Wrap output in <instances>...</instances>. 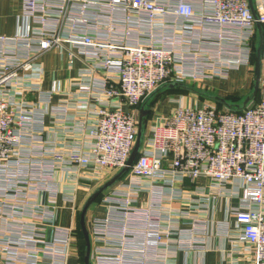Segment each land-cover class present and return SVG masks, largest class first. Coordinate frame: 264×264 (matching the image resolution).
<instances>
[{
  "label": "built area",
  "instance_id": "2783aa9c",
  "mask_svg": "<svg viewBox=\"0 0 264 264\" xmlns=\"http://www.w3.org/2000/svg\"><path fill=\"white\" fill-rule=\"evenodd\" d=\"M253 4L257 19L249 0H23L22 31L0 35V264L69 263L75 229L58 223L59 173L103 182L127 166L140 107L158 89L226 83L250 69L257 21L264 30V0ZM52 51L65 53L71 66L82 63L76 87L85 98L78 103L94 104L89 146L77 143L68 153L46 138L45 106L62 84L43 91L24 83ZM112 100L115 110L107 107ZM168 101L175 107L156 114L125 180L101 200L106 215L91 220L92 264H171L174 235L176 251L204 247L210 230L204 205L194 207L202 213L196 216L166 210L186 179L208 180L216 198L241 183L231 210L235 228H222L250 253V264H264V44L258 102L219 110L183 96ZM187 218L192 222L180 224Z\"/></svg>",
  "mask_w": 264,
  "mask_h": 264
},
{
  "label": "crops",
  "instance_id": "0c3cea01",
  "mask_svg": "<svg viewBox=\"0 0 264 264\" xmlns=\"http://www.w3.org/2000/svg\"><path fill=\"white\" fill-rule=\"evenodd\" d=\"M22 6L23 0H0V35L14 36L22 31ZM82 67L83 65L79 61H76V63L71 66L65 53L52 51L42 56L36 62V72L32 75H27L24 82L26 87L38 85L43 91H51L54 82H60L62 84V92L54 94L51 99V104L45 106L48 112L45 123L46 138L55 141L58 145V149L63 153H68L72 145L77 143L84 147H88L90 143L89 131L93 128L95 123L94 118L90 117L89 113V111L94 108V104L81 106L78 103L79 100L85 98L77 92L78 90L76 87V82H78L79 79V71ZM41 71L42 76H36ZM249 81V69H241L239 72L232 73L230 80L226 82L227 84L214 82L213 87L216 90L214 94H227L228 96L234 92L241 93L245 87L250 88ZM183 97H185L186 102H193L188 95ZM27 99L36 101V93H28ZM244 101L239 103V101L235 99L234 101L232 100V102H226L228 104H234V102L238 104L242 103L241 105H243ZM117 103L118 101L112 100L107 107L111 110H115ZM166 104L168 108H162L161 110L160 106H158L152 114L147 108L149 110L148 117L151 114V118L145 123L146 129L144 130L142 148L156 114L169 113L172 108L175 107V105L170 104L168 100ZM195 104H198V102H193V105ZM51 107H66L67 111L65 113H53L50 111ZM199 107H203V105L199 103ZM124 110L130 112L128 107H125ZM140 110L138 112V118ZM77 124L83 125V132L74 131V127ZM117 174L118 173H115L109 176L103 182L95 183L78 181L79 176H77L75 172L68 175L59 173L58 180L62 189V195L59 197V204L64 210L59 216L58 223L62 227H73L75 229L77 216L73 217L72 210L75 209L76 211L79 207H84L90 197L116 177ZM117 185L118 183L103 192L100 195V197L102 196L101 200ZM175 192L179 194L177 195L178 199L166 205V210L175 209L176 211H191L193 216H196L198 213H201V209L197 211V208L194 207L204 205L205 210L202 213L210 221V230L209 235L206 237L204 247L198 248L195 251H176L173 248L177 245L178 240L175 235L172 236L168 242L170 245L169 247H171L168 251L169 254L176 258L171 264H250V253H244L242 248L237 247L233 239L229 237L224 228H222L224 225H228L229 229L235 228L236 223L231 214V210L238 207L242 197L241 183L239 181L227 185L226 194L217 198L212 195L213 192L210 188L209 181L204 179L196 182L186 179L176 185L174 193ZM147 197L148 194L143 196L140 205L147 200ZM100 203L101 201L96 200L88 211V229H90L92 218L103 217L107 213L106 207L102 206ZM179 222L180 224H189L192 221L191 218H187L181 221L179 220ZM77 258L76 249L73 244L68 264H80V262H76Z\"/></svg>",
  "mask_w": 264,
  "mask_h": 264
},
{
  "label": "water",
  "instance_id": "95a60500",
  "mask_svg": "<svg viewBox=\"0 0 264 264\" xmlns=\"http://www.w3.org/2000/svg\"><path fill=\"white\" fill-rule=\"evenodd\" d=\"M249 5L251 8V11L254 15V17L257 19L256 11L254 8L253 0H249ZM257 32L260 38L259 45L257 47L256 51V58L254 63V88L253 93L251 96H248L246 100L244 101L242 106H238L237 108L242 110L245 109L251 102H253L259 95L260 91V80H261V74H262V51H263V44H264V30L263 26L257 21ZM176 87H184L187 88L184 84H172L170 85V88L174 89ZM213 99L223 104L225 107L230 108L231 106L226 102L225 99L214 96ZM149 115V110L144 105L140 110L139 115V127H138V135L136 144L134 147V150L132 152V155L128 161L127 166L121 170L116 177H114L110 182L105 184L103 187H101L98 191H96L92 197L86 202L84 207L82 208L81 214H80V227L84 236L85 245H86V254L84 259V264H91V240H90V233L87 227V214L91 206L95 203L97 198L106 190L114 186L116 183H118L130 170V168L133 166V164L136 162L142 148V142H143V126L145 123V118H147Z\"/></svg>",
  "mask_w": 264,
  "mask_h": 264
},
{
  "label": "trees",
  "instance_id": "16d2710c",
  "mask_svg": "<svg viewBox=\"0 0 264 264\" xmlns=\"http://www.w3.org/2000/svg\"><path fill=\"white\" fill-rule=\"evenodd\" d=\"M258 36L259 35H258V32H257V34L255 35V37H254V39L252 41V60H251V68L249 69V74H250V70L253 69L254 63H255L256 51H257V37ZM221 84H223V83L221 82ZM225 84H227V83H225ZM206 86H207V88H209V90H211V92L213 94L216 92L215 88L213 87V83L212 84H208ZM251 88L252 87H250V88L245 87L244 90L245 89L248 90V92L245 93V94H241L239 92H234V93H232V94H230L228 96H233L232 97V100L241 99V100L244 101L249 96L250 91H251ZM191 92H195L196 93V91H193V89H189L188 86H187V88H184V87H176V88L172 89V88H170V85H164L160 89H158L148 99V101L146 103H144L143 105H141L140 108H142L145 105L146 108H148L150 110L151 114H152L154 112V110L158 106H160V108L163 107L167 103V100L169 98L180 97V96H183V95H190ZM225 97L226 96H224L223 98H225ZM258 100H259V95L254 100V102L256 103V102H258ZM199 101H200L199 103L202 104V105H205L206 103L211 102L209 104H212V105L216 106L219 110H225L226 108H228V107H225L220 102L216 101L215 99H212V101L211 100H208L209 101L208 102L206 99H204L203 97H201L199 99ZM229 105L231 106L230 108L235 109V108H237L236 106L238 105V103H235L234 102V104L232 103V104H229ZM151 114H150V116L148 118H145V123L151 118ZM145 123H144V126H145ZM144 126H143V128H144ZM126 175L118 182V184H120L121 182H123L125 180ZM101 198H102V196L101 197L99 196V198L97 199V201H101ZM80 214L81 213H79L78 216H77V218H76V227H75V230H74V237H75L74 246H75L76 254H77V257H78L76 259V262L77 263L80 262V264H84V259H85V254H86V245H85L84 236H83V233H82V230H81V227H80Z\"/></svg>",
  "mask_w": 264,
  "mask_h": 264
},
{
  "label": "rangeland",
  "instance_id": "374dc122",
  "mask_svg": "<svg viewBox=\"0 0 264 264\" xmlns=\"http://www.w3.org/2000/svg\"><path fill=\"white\" fill-rule=\"evenodd\" d=\"M259 42H260V38H259V36L257 37V47H258V45H259ZM245 74V73H244ZM243 74V75H244ZM249 84H250V87H252L251 88V91H250V96L252 95V93H253V88H254V67H253V69H251L250 70V74H249ZM185 85H187L188 86V88L189 89H193V91H196V93L195 92H191V94L190 95H188L189 97H190V99H192L193 100V102H195V101H197L198 102V104H199V99L201 98V97H203L204 99H206L207 101L208 100H211L212 101V97H214V96H216L217 94H213L212 92H211V90H209V88H207V86L206 85H204V84H200V83H188V84H185ZM248 92V90H244V91H242L241 92V94H245V93H247ZM183 96H186V95H183ZM218 97H221V96H226L225 97V99L227 100V101H230V102H232V97L233 96H227V94L226 95H220V94H218L217 95ZM223 97H221V98H223ZM238 101H239V103L240 102H242L243 100H241V99H237ZM234 101V100H233ZM209 102V101H208ZM209 103H211V102H209ZM209 103H207V104H209ZM242 104V103H241ZM162 108H168V105L167 104H165L163 107H161L160 109L162 110ZM146 129V124H145V127L143 128V133H144V130ZM82 208L83 207H79V209H76V211H75V216H78V214L79 213H81V211H82ZM91 264H92V262H91Z\"/></svg>",
  "mask_w": 264,
  "mask_h": 264
}]
</instances>
